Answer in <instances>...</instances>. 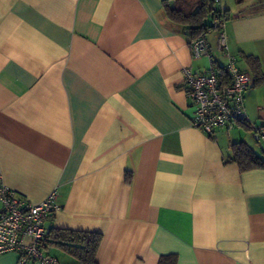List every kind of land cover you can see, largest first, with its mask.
<instances>
[{"label":"crops","instance_id":"crops-1","mask_svg":"<svg viewBox=\"0 0 264 264\" xmlns=\"http://www.w3.org/2000/svg\"><path fill=\"white\" fill-rule=\"evenodd\" d=\"M163 1L0 0L2 183L32 204L55 190L45 231L100 234L98 264H264V169L230 161L237 142L264 156V82L245 92L246 125L193 129L181 69L207 60ZM220 2L230 53L264 76V0Z\"/></svg>","mask_w":264,"mask_h":264},{"label":"built area","instance_id":"built-area-1","mask_svg":"<svg viewBox=\"0 0 264 264\" xmlns=\"http://www.w3.org/2000/svg\"><path fill=\"white\" fill-rule=\"evenodd\" d=\"M211 14L209 32L215 33L216 52L224 64L218 65L206 35H201L189 43V50L194 60L205 58L207 68L197 72L189 67L181 69V87L193 108L191 127L208 136L218 129L247 124L244 96L254 82L228 49L227 19L220 0H214ZM255 138L264 145V125L255 130ZM60 210L55 190L32 204L7 188L0 176V254L17 253V264H58L55 257L44 252L43 244L45 221Z\"/></svg>","mask_w":264,"mask_h":264},{"label":"trees","instance_id":"trees-1","mask_svg":"<svg viewBox=\"0 0 264 264\" xmlns=\"http://www.w3.org/2000/svg\"><path fill=\"white\" fill-rule=\"evenodd\" d=\"M163 1L166 18L180 26L188 35L189 43L211 30V8L214 0H171ZM241 5L245 0H233ZM226 19L227 12L224 10ZM248 64L254 78V84L264 82L259 63L249 57ZM230 161L237 164L241 171L264 169V156L257 155L243 142L231 144ZM262 147V146H261ZM264 154V153H262ZM103 238L98 233L71 231L66 229H50L45 233L43 248L58 250L71 258L72 264H98L97 255ZM162 260L160 264H162Z\"/></svg>","mask_w":264,"mask_h":264},{"label":"rangeland","instance_id":"rangeland-1","mask_svg":"<svg viewBox=\"0 0 264 264\" xmlns=\"http://www.w3.org/2000/svg\"><path fill=\"white\" fill-rule=\"evenodd\" d=\"M233 137H234V135H233ZM231 138H232V137H231ZM249 138H250V136H249ZM252 145H254V146H255V143L253 142V143H252Z\"/></svg>","mask_w":264,"mask_h":264}]
</instances>
